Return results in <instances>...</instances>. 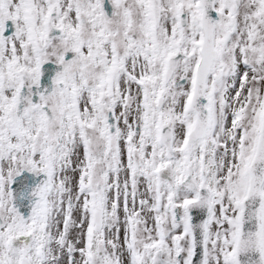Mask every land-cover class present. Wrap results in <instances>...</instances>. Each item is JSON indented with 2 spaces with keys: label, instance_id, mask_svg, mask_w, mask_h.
<instances>
[{
  "label": "snow or ice",
  "instance_id": "6c2138e0",
  "mask_svg": "<svg viewBox=\"0 0 264 264\" xmlns=\"http://www.w3.org/2000/svg\"><path fill=\"white\" fill-rule=\"evenodd\" d=\"M0 264H264V0H0Z\"/></svg>",
  "mask_w": 264,
  "mask_h": 264
}]
</instances>
